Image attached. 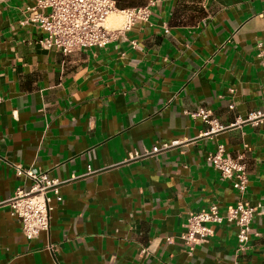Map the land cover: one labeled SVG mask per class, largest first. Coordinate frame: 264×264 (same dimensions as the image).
Segmentation results:
<instances>
[{
    "label": "crops",
    "instance_id": "1",
    "mask_svg": "<svg viewBox=\"0 0 264 264\" xmlns=\"http://www.w3.org/2000/svg\"><path fill=\"white\" fill-rule=\"evenodd\" d=\"M116 1L154 3L150 21L64 56L25 23L37 0H0V201L24 186L16 165L64 182L36 240L0 207V264H264V123L236 124L264 101V0ZM201 108L227 129L209 134ZM219 146L245 158L243 198L207 160ZM242 199L262 207L247 252L229 222L186 246L189 216Z\"/></svg>",
    "mask_w": 264,
    "mask_h": 264
},
{
    "label": "built area",
    "instance_id": "2",
    "mask_svg": "<svg viewBox=\"0 0 264 264\" xmlns=\"http://www.w3.org/2000/svg\"><path fill=\"white\" fill-rule=\"evenodd\" d=\"M153 6L154 3L151 2L145 7L119 9L116 0H37L36 6L31 9L35 12L34 15L28 16L25 23L35 24L42 31L40 45L44 50H54L68 56L91 48H108L120 35L130 31L137 23H148ZM114 15L121 16L124 22L120 28L110 29L108 21ZM230 109H234L233 104ZM190 115L193 119H201L208 124L209 134L227 129L213 118L209 110L201 108ZM263 123L264 101L259 109L244 119L238 118L236 122L240 126L253 127ZM176 145L178 142L157 145L145 154L134 153L132 158L154 156ZM207 160L220 174L221 179L231 182L234 190L243 198L249 187L245 158L243 156L234 158L223 146H219L216 151L208 154ZM14 170L16 176L23 179L24 186L18 188L10 200L0 201V207L6 206L11 209V215L20 221L26 239L33 241L42 234L50 233L53 210L51 203L53 199L57 202L63 201L60 189L64 182L49 178L44 173L38 174L33 169H26L21 165L14 166ZM27 183L30 184L29 187ZM261 212V206L254 207L244 199L229 207L226 214H222L217 205H212L206 211L189 216L181 239L192 250L194 246L206 243L213 237L214 225L229 222L238 230L237 253L247 252L253 236L254 216ZM47 249L53 251L54 247L48 245Z\"/></svg>",
    "mask_w": 264,
    "mask_h": 264
}]
</instances>
